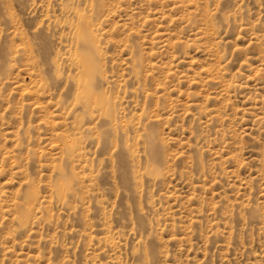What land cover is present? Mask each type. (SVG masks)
<instances>
[{
	"label": "rangeland",
	"instance_id": "rangeland-1",
	"mask_svg": "<svg viewBox=\"0 0 264 264\" xmlns=\"http://www.w3.org/2000/svg\"><path fill=\"white\" fill-rule=\"evenodd\" d=\"M0 264H264V0H0Z\"/></svg>",
	"mask_w": 264,
	"mask_h": 264
},
{
	"label": "bare ground",
	"instance_id": "bare-ground-1",
	"mask_svg": "<svg viewBox=\"0 0 264 264\" xmlns=\"http://www.w3.org/2000/svg\"><path fill=\"white\" fill-rule=\"evenodd\" d=\"M152 145V144H151Z\"/></svg>",
	"mask_w": 264,
	"mask_h": 264
}]
</instances>
